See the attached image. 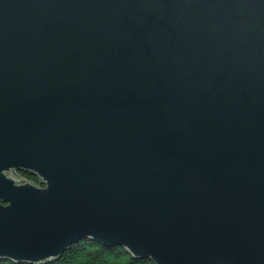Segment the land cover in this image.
Segmentation results:
<instances>
[{
	"label": "water",
	"instance_id": "1",
	"mask_svg": "<svg viewBox=\"0 0 264 264\" xmlns=\"http://www.w3.org/2000/svg\"><path fill=\"white\" fill-rule=\"evenodd\" d=\"M84 238L264 264V0H0V259Z\"/></svg>",
	"mask_w": 264,
	"mask_h": 264
},
{
	"label": "trees",
	"instance_id": "2",
	"mask_svg": "<svg viewBox=\"0 0 264 264\" xmlns=\"http://www.w3.org/2000/svg\"><path fill=\"white\" fill-rule=\"evenodd\" d=\"M28 179L36 177L20 172ZM0 264H35L28 262H14L0 259ZM39 264H154L149 258H135L121 246H103L89 238H84L72 244L56 260Z\"/></svg>",
	"mask_w": 264,
	"mask_h": 264
},
{
	"label": "built area",
	"instance_id": "3",
	"mask_svg": "<svg viewBox=\"0 0 264 264\" xmlns=\"http://www.w3.org/2000/svg\"><path fill=\"white\" fill-rule=\"evenodd\" d=\"M22 177V176H21Z\"/></svg>",
	"mask_w": 264,
	"mask_h": 264
},
{
	"label": "flooded vegetation",
	"instance_id": "4",
	"mask_svg": "<svg viewBox=\"0 0 264 264\" xmlns=\"http://www.w3.org/2000/svg\"><path fill=\"white\" fill-rule=\"evenodd\" d=\"M21 176V175H20Z\"/></svg>",
	"mask_w": 264,
	"mask_h": 264
}]
</instances>
